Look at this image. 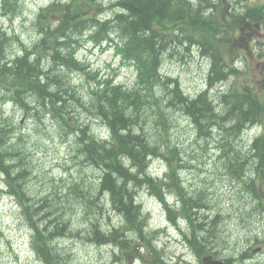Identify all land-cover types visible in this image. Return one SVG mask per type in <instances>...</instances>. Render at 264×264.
Instances as JSON below:
<instances>
[{"label":"trees","instance_id":"1","mask_svg":"<svg viewBox=\"0 0 264 264\" xmlns=\"http://www.w3.org/2000/svg\"><path fill=\"white\" fill-rule=\"evenodd\" d=\"M15 2L17 0H4V7L9 10L14 9ZM103 7L104 4L101 0H69L66 4L57 0L41 9L36 28L38 30L48 22L49 36L36 39L35 49L23 44L21 55L18 56L17 53L13 57L11 65H0V86L4 85L3 88L5 86L11 87L8 96L16 106L22 108L23 115L27 120L30 119L36 124L39 120H55L61 142H68L70 146H73L74 143L79 144V153L85 162H93L102 169L99 183L94 181L89 188L80 183L74 184L77 191H73L76 200L80 201V204L88 211L94 206L99 207L98 196L106 192L109 197L108 203L117 211L123 212L127 216L126 227L133 228L137 226L136 218L139 215V208L135 207L133 202L135 191L146 187L151 193L158 195L161 200H165L166 193H169L168 190L173 185L179 191L181 190L176 182L181 181L179 170L186 168L181 164V160L176 161L177 166L174 165V169L172 168V160L179 156L177 148H170L169 151L173 159L171 158L169 162L171 172L165 178L166 182L152 179L146 175L141 178L138 174L132 175L121 161V158L125 157L140 166L141 161L143 163L145 160V164L147 163L148 156H169L168 152L164 151L165 148L162 143H158V147L147 146L143 137L145 124L148 123L147 113L143 110L146 106L158 104L159 99L154 96L158 91L156 90L157 86L168 91V97H172L174 102L171 106H179L184 113L191 114L196 121L205 118L207 114L210 117H217L218 115L217 111L212 109V101L206 93L191 103L189 97H186L185 93L182 92L177 81L173 85H168L166 79L159 72L164 55L174 46L197 44L203 50L202 52L208 53L212 45L205 40L204 30L210 24L205 22L200 12L192 15L187 14L180 0H115L109 7L118 8L119 12L108 21H103L97 15L98 9ZM51 21L55 22L56 26L50 25ZM180 22L184 25L177 24ZM188 24L192 25L193 28ZM175 29L179 32L188 29L190 32L186 31L184 33L187 36H182ZM115 33L121 37L120 41H116L112 37V34ZM86 35H91L93 40L97 42L95 44L100 45L104 41H108L122 55L124 60L133 61L140 71L141 86L146 91H150L152 95L147 97L145 94V97H142L141 91H132L127 94L122 91L121 87L113 88L107 84L95 98L90 94L87 103L79 100L69 91L67 97L70 103L65 101L61 91H55L57 96L53 94L49 90L50 87L51 89L54 88L51 83L56 81L59 83L60 77L49 74L47 70L41 67L40 56H45L54 64L62 63L70 69H79L82 63L75 58L76 51L83 45L81 42ZM184 40L189 43H183ZM113 41L116 43H112ZM5 43H12V38L0 29V59L6 47ZM35 53L39 56L36 57ZM221 59L222 57H217V55L215 60L213 59L212 72L209 75L211 84L227 75L225 66L220 63ZM7 77L11 81L9 79L4 80ZM58 90L60 89L58 88ZM110 91L113 93L110 94ZM246 91L245 94L237 93V88H235V92L232 91L225 95L224 99L226 103L231 105L232 103L239 104L240 111L238 110V114L241 119L253 121L254 117H258L264 112L262 106L264 99H261L257 93L251 90ZM242 105L246 106L241 109ZM226 111L231 113L232 109L229 107ZM82 115L93 116L94 118L101 115V124L111 130L109 132L110 141L109 139L104 140L105 137L97 138L93 131L91 132V127L82 119H78ZM15 119L9 125L6 119H3L2 122L0 117V171L7 175L6 184L9 192L15 195L24 208L23 213L26 219L23 221L31 229L30 242L34 252L43 260L44 264H72L68 252L62 251V248L56 243L57 236L63 235L64 237L72 232L69 229L70 224H65L59 218H55V222L49 221L45 226L40 224V221L46 217L42 215L44 207L50 208L56 204L64 208L61 203L64 198L62 192L50 191L41 194V197H33L24 190V183L19 184V182L10 179L12 166H9L8 162L13 161L20 166L23 164L30 165V154L25 148L24 126H21L22 123L20 121L18 123ZM241 119H239L240 122H230L231 127H234L231 129L232 131L242 128L245 123H241ZM37 128L40 129L39 126ZM168 131L169 127L166 123V132L168 133ZM73 134L76 139L70 141L68 138ZM258 142L262 143L260 148L255 146ZM256 143L250 156L241 149L245 153L244 165L248 168L250 162L253 164L251 158L256 159L259 166L253 164L252 169L264 173V170L261 171L262 168L264 169V137L258 139ZM29 173L27 170L23 171L24 180L28 181ZM163 189L165 191H162ZM189 198L185 202L189 208H206L205 201L201 204L197 202V204H193L194 197ZM100 206L103 209L104 203H100ZM134 209L137 210V213L134 212ZM56 212L59 211L56 210ZM48 214L50 215V212ZM92 214H94L92 211L88 213L90 216ZM100 223L101 219H92L90 230L94 233V240L103 242L105 237L98 227ZM114 232L120 233L118 230ZM126 237L125 234L120 235V240H113L111 245L120 248V242H124L122 240ZM214 237L216 234L210 232V238ZM193 244L196 248L201 245L196 235L193 237ZM203 252L202 248L199 249V253Z\"/></svg>","mask_w":264,"mask_h":264},{"label":"rangeland","instance_id":"2","mask_svg":"<svg viewBox=\"0 0 264 264\" xmlns=\"http://www.w3.org/2000/svg\"><path fill=\"white\" fill-rule=\"evenodd\" d=\"M50 1L25 0L19 4L17 14L11 18L8 14L1 11L0 1V26L4 27L10 33L19 35L22 41L28 44L33 43L35 39H41L40 34L42 33L41 27L37 33L33 27L36 13ZM262 2L263 0L260 3ZM258 38L261 41L264 37L259 33ZM258 40L253 41V50L250 52L254 56L260 52V48L255 45L258 43ZM16 43L15 48H19L21 46L20 43ZM9 51L14 55L11 48ZM79 57L89 63L94 71L99 72V75H111L117 83L130 84L134 80L135 75L133 69L124 65L120 58L116 56L115 51L110 48H95L89 45L87 48L84 47L82 49ZM262 57L264 58V55ZM248 66L250 71L247 76V81L249 76H252L258 81H262L264 62L252 56ZM260 70H263V72H260ZM163 72L167 76L178 79L185 93L190 96H195L207 83L206 78L209 73V61L201 58L197 48H195L194 54L191 55L187 54L183 49L180 53L175 50H170L164 58ZM73 79L76 83H85L86 85V82H84L86 77L84 75H75ZM80 90L84 95L83 86H80ZM2 113L3 116L7 115L9 121H12L13 118L17 120L24 119L22 112L12 104L4 105L2 107ZM176 116L178 120H181L182 128H179L175 132V137L179 136V139L185 142L184 148H189L202 157L199 159V162L203 160V162L207 163L203 168L195 164L188 169L184 168L183 170H179L182 187H185L188 192L206 190L209 193V201L211 203H216L218 208H227L231 193L230 191H225L231 190V183L226 179L220 180L218 178L215 156L202 155L196 144L189 143L193 139L192 133L194 128L188 125L187 118L180 114ZM92 118L88 119V117L83 118L79 116L78 119H82L84 123L88 122L97 137L104 138L105 134L102 133L104 125L101 124L102 120H100L102 116L98 115L95 120ZM23 121L25 123V120ZM27 122L23 124L27 145L34 149V160L38 162V165L41 168H48V176L35 173L32 181H30L28 193L31 196L37 197L46 192L57 191L59 189L63 190L66 195L62 200L64 202L63 205L66 206L67 213H69L68 219L71 222L74 221L75 226L79 229H83L87 223L86 216L88 213L90 211L98 212V209L93 207L87 211L84 206L69 201V193H72L69 191V187L80 183L86 188H89L95 180L98 182L100 176L99 168L93 164H84L77 152V146H70L67 143L61 142L57 128L53 126L55 125L54 123L46 122V126L43 129H38L34 122L31 123L30 120ZM234 132L237 133L238 146L244 152H249L251 143L259 135V132L255 129L250 132V128L242 134L238 129ZM71 136L75 138V135ZM158 166V164H154L151 172L155 173ZM5 185V182L0 176V264H42L40 257L31 248L28 226L22 222L24 220V208L18 205L17 201L11 196L6 194L5 189L7 188ZM165 197L167 199L171 197L170 192L166 193ZM141 198L145 206V212L150 216V228L165 229L166 231L159 236L156 242L158 250L162 253L164 259L173 264H200L199 258L195 256L194 251L185 242L184 235L168 221L162 205L157 200L151 198L147 191L142 192ZM230 199L233 200L231 196ZM99 200H102L101 196ZM70 207L73 208L69 210ZM104 209L110 210L113 219L111 223L115 224L117 218L113 216L111 208L104 205ZM105 214L108 215V212H105ZM235 216L240 221L243 220L246 223L248 221L249 223L251 222L249 213L237 210ZM92 218L93 220L101 219L96 213L92 214ZM259 222L253 227L256 230L258 228L262 235L264 233V221ZM100 224L103 228H111L109 225L110 222L106 225L105 219ZM226 224L227 237L229 239L227 240V250L221 252L223 253L222 257L238 255L242 248L245 249V243L241 239L243 236V227L241 228V226L233 221H228ZM187 228L188 225H186ZM173 232H175V235L172 234ZM86 236L87 233L85 230H82L79 236L72 235L67 239L59 241L60 246L62 247L63 245V251L68 252L69 259H72V264H137L138 260H136V257L128 256L121 248L88 242V239L85 238ZM252 256L255 257V262L264 264V254H252ZM139 264H147V261L140 260Z\"/></svg>","mask_w":264,"mask_h":264},{"label":"bare ground","instance_id":"3","mask_svg":"<svg viewBox=\"0 0 264 264\" xmlns=\"http://www.w3.org/2000/svg\"><path fill=\"white\" fill-rule=\"evenodd\" d=\"M52 22V21H51ZM177 24H179L180 26H182V25H184V23H182V22H180V23H177ZM50 25H52V26H56V24H55V22H52ZM42 28V33L40 34V37L41 38H46V37H48L49 36V30H50V28L47 26V24H45L44 26H42L41 27ZM176 31H178V30H176ZM178 33H180L182 36H187V34L186 33H184V32H182V31H178ZM207 79V78H206ZM211 81V80H210ZM207 82V81H206ZM206 85V84H205ZM180 87H181V90H182V92L183 93H185L184 92V90H183V88H182V85L180 84ZM185 96L186 97H189L190 95L189 94H187V93H185ZM170 100H172V97H170ZM105 126V125H104ZM232 125L231 124H229V128L230 129H233L234 127H231ZM249 128H250V132L251 131H253V124H251V125H246V124H244V125H242V128L240 129V128H238V130L239 131H241V134L244 132V131H248L249 130ZM88 132V131H87ZM91 132H92V130H91ZM91 132H89V133H91ZM94 133V132H93ZM95 134V133H94ZM74 135V134H73ZM95 136L97 137V135L95 134ZM75 138H76V136H75ZM97 138H101V137H97ZM258 139H261L260 138V135H257L256 137H255V139L253 140V142L251 143V146H250V149H249V152H246L247 153V155L248 156H250V154H252V150H253V146H254V144L257 142V140ZM257 145H255L257 148H260L262 145V143H256ZM251 160L253 161V164H254V166H259V163H257L256 162V159L255 160H253L252 158H251ZM253 164H252V162H250V164H249V167H248V169H252L253 168ZM181 170H183V169H181ZM261 170V169H260ZM264 169L262 168V170L261 171H263ZM261 173H263V172H261ZM180 177V176H179ZM180 180H181V178H180ZM229 191H231V190H227V191H225V192H229ZM113 199V198H112ZM165 200H168L167 198H165ZM163 201V200H162ZM133 208V207H132ZM252 213L255 215V216H257V217H259V218H261L262 220H264V216L259 212V211H257L256 209H253L252 210ZM248 220V219H247ZM248 223H249V221H248ZM57 245L60 247V248H62L61 246H60V243H59V239L57 240ZM116 247V246H115ZM69 255V254H68ZM241 255V254H240ZM147 264H149V262L147 261Z\"/></svg>","mask_w":264,"mask_h":264},{"label":"clouds","instance_id":"4","mask_svg":"<svg viewBox=\"0 0 264 264\" xmlns=\"http://www.w3.org/2000/svg\"><path fill=\"white\" fill-rule=\"evenodd\" d=\"M168 201H169V203H171V202H172V197H168ZM177 206H178V205H177ZM179 224H180V226H181L182 228H185V230H187V229H186V225H185V221L180 220V221H179ZM172 234L175 235V232H173ZM200 235H204V234H203V233H200ZM177 238H179V237H177ZM233 239H235V237H233ZM141 251L143 252L144 249H141ZM185 251H187V249H185ZM186 258H190V257H186ZM137 264H139V261H137Z\"/></svg>","mask_w":264,"mask_h":264},{"label":"water","instance_id":"5","mask_svg":"<svg viewBox=\"0 0 264 264\" xmlns=\"http://www.w3.org/2000/svg\"><path fill=\"white\" fill-rule=\"evenodd\" d=\"M204 262H205V264H222L220 262L213 261L210 257L209 258H205Z\"/></svg>","mask_w":264,"mask_h":264},{"label":"flooded vegetation","instance_id":"6","mask_svg":"<svg viewBox=\"0 0 264 264\" xmlns=\"http://www.w3.org/2000/svg\"><path fill=\"white\" fill-rule=\"evenodd\" d=\"M262 204H264V201H262Z\"/></svg>","mask_w":264,"mask_h":264}]
</instances>
